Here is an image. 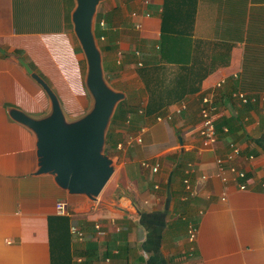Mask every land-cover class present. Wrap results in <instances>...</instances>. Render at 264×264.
Here are the masks:
<instances>
[{
    "label": "crops",
    "instance_id": "1",
    "mask_svg": "<svg viewBox=\"0 0 264 264\" xmlns=\"http://www.w3.org/2000/svg\"><path fill=\"white\" fill-rule=\"evenodd\" d=\"M74 6V0H0V264H123L124 257L104 259L107 245L120 243L129 246L130 262L141 257L149 264L156 254L170 264H264V103L241 104L232 95L264 94V0L99 4L103 74L143 115L112 127L114 190L108 200L100 194L98 210L86 197L62 191L50 175L36 174L35 137L8 114L13 108L41 117L50 110L17 57L49 85L67 118L89 109ZM165 18L170 39L162 46ZM206 94L216 106L217 141L201 150L199 109ZM137 136L141 143L117 148ZM229 142L243 151L237 161L248 177L243 191L218 177L215 160ZM142 161L159 163V172L144 170ZM63 200L73 212L66 258L58 257L55 214ZM72 222L84 231L82 241L71 237ZM95 223L104 238L96 236ZM189 223L197 227L194 245L187 240Z\"/></svg>",
    "mask_w": 264,
    "mask_h": 264
},
{
    "label": "water",
    "instance_id": "2",
    "mask_svg": "<svg viewBox=\"0 0 264 264\" xmlns=\"http://www.w3.org/2000/svg\"><path fill=\"white\" fill-rule=\"evenodd\" d=\"M105 0H74L71 13L73 34L85 60L84 85L90 98L89 109L76 119L65 116L56 94L20 57L19 64L46 93L50 110L31 117L9 109L12 120L28 128L36 141L37 175H50L69 195H80L97 202L115 173L116 160L105 153L106 135L118 104L126 94L108 83L102 52L95 37L97 8Z\"/></svg>",
    "mask_w": 264,
    "mask_h": 264
},
{
    "label": "built area",
    "instance_id": "3",
    "mask_svg": "<svg viewBox=\"0 0 264 264\" xmlns=\"http://www.w3.org/2000/svg\"><path fill=\"white\" fill-rule=\"evenodd\" d=\"M100 25L103 26L104 23L100 22ZM136 28L140 29V25H136ZM100 40L103 41L104 38L100 37ZM138 65L141 67L140 63ZM222 83L223 81L217 83L215 87L220 88ZM232 95L241 104H250V103L255 104L257 103V101L264 103V94L256 97L253 95H248L241 91H237L234 92ZM261 112L264 115V108H262ZM215 113H216V106L214 104L212 94L204 95L201 99V104L199 109L200 127L198 131V135L200 139L201 150H208L212 148L217 141ZM157 120L160 121L161 118L158 117ZM133 142L141 143L142 142L141 137L140 136L128 137L124 142L118 144L117 148L119 150H122L123 148L130 146ZM226 152L227 153L223 157H217L215 160V164L218 171V177L224 186L234 185L237 188V190L243 191L247 189L248 177L245 170H243L237 165L238 159L242 157V152H243L242 148L239 144L235 142H229L228 151ZM248 159L252 160L253 157L248 156ZM140 165L144 170H147L152 174H157L160 169V165L157 162L151 163L148 161H142ZM201 179L205 180L206 177L202 176ZM183 183L185 184V189L187 191H191V186L189 184L188 179H185ZM262 189H264V184H262ZM221 200L225 201L224 195H222ZM93 205L94 207L98 206V201L94 202ZM55 214L56 216L59 217L71 218L73 212L66 203L59 201L55 205ZM93 228L97 237L104 238L106 236V231L103 230L101 224L95 223ZM69 233L71 237L77 241H82L85 238L84 231L73 222L69 226ZM196 236H197V227L194 224L189 223L187 228V240L189 241L190 244L193 245L195 244ZM193 250H194L193 247H191V249L188 250L187 256L189 258L193 255ZM188 257L186 258V260L188 259Z\"/></svg>",
    "mask_w": 264,
    "mask_h": 264
},
{
    "label": "trees",
    "instance_id": "4",
    "mask_svg": "<svg viewBox=\"0 0 264 264\" xmlns=\"http://www.w3.org/2000/svg\"><path fill=\"white\" fill-rule=\"evenodd\" d=\"M103 18V16L101 15H97L96 16V19H95V26H94V31H95V37L98 41V43H100V36H103L105 35V32L102 31L101 29V25H100V22H101V19ZM104 19V18H103ZM105 20H107L108 22V19L105 18ZM166 18H165V23H164V19H163V23H162V36H161V45L164 46L166 44V41L170 38H168V36H166V34L164 33L165 31V28H166ZM107 26H109V22L107 23ZM105 28V27H104ZM100 49L101 51L104 53V45L100 44ZM141 111V112H140ZM133 110L130 106H128L126 104V100L120 102L115 110V114L113 115L112 117V120H111V123H110V126H109V129H108V132H107V135H106V148H105V153L107 156L109 157H112V149H113V146H116L117 144V141L114 140L113 138V135H112V127L113 125L115 124H118L119 121H121V123L123 122H127L128 120V117H129V123H130V120H131V114L133 113H137V114H142L143 115V111L142 110ZM56 221H57V224H58V229H59V235H58V245L59 246V249H58V257H68V251H66V249H68V239H69V236L67 235L66 233V230H67V226H68V220L67 218L65 217H56ZM114 238V237H113ZM119 240L117 238H114V241L116 243H119L121 241L120 238H123L122 236L118 237ZM157 244V243H156ZM159 245V244H157ZM53 246H56V245H53ZM62 246V247H61ZM158 247V246H157ZM116 249L117 250V255L115 254H112V251ZM151 249V248H150ZM128 250H129V246L127 244H124V243H120V244H117V245H107L106 249H105V253H104V259L105 258H108V257H116V258H119V257H124V263L123 264H145L146 262L143 260V258L139 257L137 260L138 261H134V262H130L128 259ZM53 256L56 254V252L53 251ZM66 264H69V263H66ZM79 264H82V263H79ZM83 264H86V263H83ZM149 264H170L169 260H166L165 259H161L159 257V255H156V254H153V256L150 258V261H149Z\"/></svg>",
    "mask_w": 264,
    "mask_h": 264
},
{
    "label": "rangeland",
    "instance_id": "5",
    "mask_svg": "<svg viewBox=\"0 0 264 264\" xmlns=\"http://www.w3.org/2000/svg\"><path fill=\"white\" fill-rule=\"evenodd\" d=\"M98 42V41H97ZM99 45V44H98ZM100 47V46H99ZM84 68L86 69V65L84 63ZM73 86V87H72ZM71 87L74 88L75 86L72 85ZM74 89H77V86L74 88ZM83 96V95H82ZM84 98H85V94H84ZM87 102V101H85ZM91 101H90V98H89V105H90ZM68 109V108H67ZM69 111V109H68ZM111 153H113V151H111ZM114 177L112 179H110V181L108 182V184L106 185L105 189L103 190L101 196H100V200L103 201V200H108V198H110L113 190H114ZM116 193V192H115ZM117 196V193L115 194V197ZM62 202L66 203V200H63ZM67 204V203H66ZM99 206L97 207V210H98Z\"/></svg>",
    "mask_w": 264,
    "mask_h": 264
}]
</instances>
